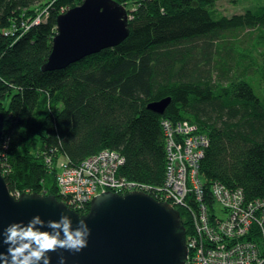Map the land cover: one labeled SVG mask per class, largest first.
<instances>
[{"label":"trees","instance_id":"obj_1","mask_svg":"<svg viewBox=\"0 0 264 264\" xmlns=\"http://www.w3.org/2000/svg\"><path fill=\"white\" fill-rule=\"evenodd\" d=\"M38 1L0 0L2 151L11 190L49 183L56 172L47 155L77 164L103 149L125 157L121 176L160 186L167 165L162 121L170 118L209 134L201 160L209 183L241 188L247 205L264 199V51L255 57L242 50L257 31L264 43V8L216 17L218 0H141L120 45L44 70L57 15L83 0L51 2L47 19L25 32L46 12ZM166 97L163 114L149 108ZM50 189L62 199L56 180ZM181 220L188 234L182 212Z\"/></svg>","mask_w":264,"mask_h":264},{"label":"water","instance_id":"obj_2","mask_svg":"<svg viewBox=\"0 0 264 264\" xmlns=\"http://www.w3.org/2000/svg\"><path fill=\"white\" fill-rule=\"evenodd\" d=\"M130 9L118 0H83L57 15V32L45 70L64 69L83 58L120 45L130 34ZM171 97L149 104L163 114ZM5 130L0 112V152ZM11 194L0 168V252H7L3 230L12 222H28L39 214L44 220L69 214L74 226L84 218L91 228L81 252L64 250L67 264H185L187 231L181 213L169 203L143 191L125 194L108 190L96 195L88 212L80 214L55 194ZM57 264L59 253H51ZM2 264V261H0Z\"/></svg>","mask_w":264,"mask_h":264},{"label":"built area","instance_id":"obj_3","mask_svg":"<svg viewBox=\"0 0 264 264\" xmlns=\"http://www.w3.org/2000/svg\"><path fill=\"white\" fill-rule=\"evenodd\" d=\"M127 8L131 10L130 19L134 18L136 8ZM162 127L167 165L164 181L156 192L155 187L121 176L125 157L118 151L103 149L81 163L73 164L67 158L60 162L56 183L62 200L72 209L83 211L96 195L108 190L122 194L154 192L182 212L184 222L192 225L186 236L185 264H264V199L247 205L241 188L230 189L218 180L209 183L201 171V160L210 136L197 124L165 118ZM45 162L49 168L57 165L51 155ZM210 195L224 206L228 217L219 218L212 211L215 204L210 203Z\"/></svg>","mask_w":264,"mask_h":264},{"label":"clouds","instance_id":"obj_4","mask_svg":"<svg viewBox=\"0 0 264 264\" xmlns=\"http://www.w3.org/2000/svg\"><path fill=\"white\" fill-rule=\"evenodd\" d=\"M2 234L8 245L7 252H0L2 264H52L51 253H59L57 264H67L68 257L60 250L81 252L88 246L91 228L83 217L74 226L67 213L47 221L37 214L27 223H10Z\"/></svg>","mask_w":264,"mask_h":264},{"label":"rangeland","instance_id":"obj_5","mask_svg":"<svg viewBox=\"0 0 264 264\" xmlns=\"http://www.w3.org/2000/svg\"><path fill=\"white\" fill-rule=\"evenodd\" d=\"M55 0H39L38 3L36 4V6L39 5H43V7L39 8L40 11L43 9L44 11H46L47 7L54 2ZM125 3H129L128 6H133L134 8H136V10L138 9V7L142 4L141 0H122ZM122 3V2H121ZM134 4H138L137 7H135L136 5ZM45 5V6H44ZM54 5V3H53ZM70 8V7H69ZM262 8H264V0H218L217 3L214 6V15L216 17H219L221 15H227V16H231L233 14L236 13H244L246 10L250 9L253 11H258L261 10ZM49 15V12L46 11L44 12V14L37 16L36 18H34L32 21L28 22L25 24V28H30V25H36L38 23H41L43 21H45L47 19V16ZM132 15H134V12L132 13ZM38 23H34L37 22ZM34 23V24H33ZM31 25V26H32ZM9 32L6 31V34H8ZM259 31L254 33V37L253 40L250 44H246L242 50L247 52V51H252L253 52V56H260V54L264 51V43L259 41ZM242 46V45H241ZM240 50V49H238ZM237 50V51H238ZM240 52V51H239ZM238 56L240 58H243L244 56L242 54H238ZM65 158L61 157L59 159L58 162H56V166L53 168H48L49 171H55L56 175L52 174L51 176L49 175V183L46 181L44 184L48 185L50 188H52L55 184V180H56V176L58 173V168L60 166V162L64 161ZM82 211V210H80ZM212 211H214V213L219 217V218H225L229 216V213L224 210L219 204H215L214 205V209H212ZM88 212V211H87ZM86 213V212H85Z\"/></svg>","mask_w":264,"mask_h":264},{"label":"bare ground","instance_id":"obj_6","mask_svg":"<svg viewBox=\"0 0 264 264\" xmlns=\"http://www.w3.org/2000/svg\"><path fill=\"white\" fill-rule=\"evenodd\" d=\"M134 5H136V4H134ZM127 7H129V6H127ZM1 112V111H0ZM2 114H3V112H1ZM4 115V114H3ZM4 119H5V116H4ZM5 123H6V120H5ZM99 152V151H98ZM97 152V153H98ZM96 154V153H95ZM55 156V153H53V154H51V157H52V159H53V157ZM90 156H92V155H89L88 157H90ZM88 157H86L85 159H87ZM85 159H83L81 162H83ZM80 162V163H81ZM46 163V162H45ZM7 165H6V163H5V161H4V152L1 150V152H0V168H1V173H2V175L4 176V179H5V182H6V184H7V186H8V183H7V180H6V178H5V176H6V173H9V171H7V167H6ZM58 186V185H57ZM9 187V186H8ZM157 187H159V186H157ZM157 187H155V192L157 191L156 189H157ZM9 190H10V192H11V194H13L17 199H19L21 196H22V194H24V193H27V194H34V193H38V194H41V195H43V196H46V195H49V194H54L53 192H51V189H50V187L48 186V185H45V184H43L42 185V187L40 188V189H34V188H31V187H24V188H16V189H14V190H11L10 188H9ZM148 194H150V193H148ZM150 195H152L154 198H156L157 200H159V201H164V202H167V203H169L171 206H173L169 201H167L166 199H162V198H159V197H157L156 195H155V193L154 192H152ZM57 197V196H56ZM58 198V197H57ZM59 199V198H58ZM60 200V199H59ZM62 200V199H61ZM63 201V200H62ZM64 202V201H63ZM66 203V202H65ZM67 204V203H66ZM68 205V204H67ZM69 206V205H68ZM70 207V206H69ZM174 207V206H173ZM77 212H79L80 214H83V212H81L80 210H76Z\"/></svg>","mask_w":264,"mask_h":264},{"label":"flooded vegetation","instance_id":"obj_7","mask_svg":"<svg viewBox=\"0 0 264 264\" xmlns=\"http://www.w3.org/2000/svg\"><path fill=\"white\" fill-rule=\"evenodd\" d=\"M91 204V203H90ZM187 241V240H186ZM187 246H188V244H187Z\"/></svg>","mask_w":264,"mask_h":264}]
</instances>
